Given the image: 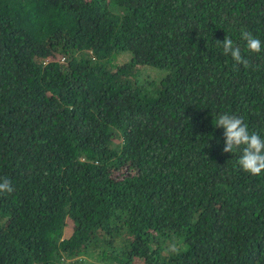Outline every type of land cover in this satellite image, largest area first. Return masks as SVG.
<instances>
[{
  "label": "trees",
  "instance_id": "16d2710c",
  "mask_svg": "<svg viewBox=\"0 0 264 264\" xmlns=\"http://www.w3.org/2000/svg\"><path fill=\"white\" fill-rule=\"evenodd\" d=\"M224 112L264 138V0H0V264H264Z\"/></svg>",
  "mask_w": 264,
  "mask_h": 264
},
{
  "label": "clouds",
  "instance_id": "9594fccd",
  "mask_svg": "<svg viewBox=\"0 0 264 264\" xmlns=\"http://www.w3.org/2000/svg\"><path fill=\"white\" fill-rule=\"evenodd\" d=\"M240 39L245 42L250 52H261L262 42L251 32L241 30ZM216 42L222 47L223 53L230 55L236 64L243 65L245 68L250 66L249 59L242 55L240 44L235 43L231 37L225 35L223 40H216ZM215 125L224 130L222 152L232 153L234 150H239L237 164L243 171L253 176H259L264 172V138H261L257 132L250 131L242 116L224 112L216 117ZM13 190L11 182L6 177L0 178V194L12 193ZM170 250L177 251L174 246Z\"/></svg>",
  "mask_w": 264,
  "mask_h": 264
}]
</instances>
